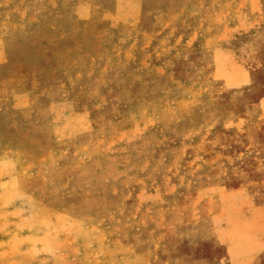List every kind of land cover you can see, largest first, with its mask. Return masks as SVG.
<instances>
[{"label":"rangeland","instance_id":"374dc122","mask_svg":"<svg viewBox=\"0 0 264 264\" xmlns=\"http://www.w3.org/2000/svg\"><path fill=\"white\" fill-rule=\"evenodd\" d=\"M138 2L134 16L121 15L124 0L104 2L99 14L80 22L67 18L63 44L14 50L20 57L32 53L41 65L46 56L54 58L52 91L36 104L56 103L68 94L77 108L87 109L91 129L60 144L30 147L24 132V142L0 145L2 155L15 157L0 160V264L212 259L221 255L219 247L188 241L197 198L206 196L199 188L257 181L261 185H251L256 188L250 195L257 196L256 204L264 202V145L247 149L242 134L216 125L233 121L245 105L264 97V0ZM17 4L0 0V9L12 11ZM218 28L225 29L223 39L215 37ZM9 37L33 40L16 32ZM204 44L227 47L245 67L248 84L222 90L209 75ZM56 56L63 61L56 63ZM198 106L218 108L206 114L213 129L191 131L186 125L177 135L175 124L197 116L189 110ZM159 131L172 148L175 162L166 170L177 172L176 189L139 204L118 203L116 192L146 170L143 157L156 148L152 141ZM57 133L61 138L64 131ZM249 151L252 158L242 161ZM150 163L151 169L161 168ZM257 264H264V255Z\"/></svg>","mask_w":264,"mask_h":264},{"label":"crops","instance_id":"0c3cea01","mask_svg":"<svg viewBox=\"0 0 264 264\" xmlns=\"http://www.w3.org/2000/svg\"><path fill=\"white\" fill-rule=\"evenodd\" d=\"M17 1L19 4L12 11L0 9V145L5 144L6 141L14 145L24 142L21 139L24 132L28 134V140L25 143L28 142L30 147L60 144L63 143L60 141L62 138L68 139L71 135L82 136L91 129V123L86 116L87 109L77 108L68 99V94H65V98L64 94H61L63 98L56 103L45 102L41 105L35 102L39 96L48 97L52 91L54 79L50 74L54 73L52 66L55 62L54 58L46 56L44 65H41L33 58L32 53H25L26 55L20 57L14 50L49 48L53 44H63L68 31L65 25L67 18L80 22L93 12L99 14L103 11L104 2L114 4L118 0ZM124 1L127 2V7L121 15L134 16V11L139 4L138 0ZM114 11L111 9L106 12V15L118 16ZM215 31V37L224 36V28H218ZM15 32L29 35L33 40L11 41L9 34ZM203 50H205L203 55L211 65L209 75L213 81L218 82L222 90L234 92L248 84L245 67L231 55L227 47L209 45L206 48L204 44ZM55 58L56 63L63 61L61 57ZM217 110L218 108L206 106L192 108L189 112L198 115L193 116L190 121L176 123V134L183 133L187 129L193 131L203 127L212 130L214 126L208 124L206 114L211 115ZM238 112L233 121L227 124L221 121L216 125L225 132L242 134L248 141H241V145H246L247 149H250V145H264V97L245 105ZM27 113L28 118H23ZM186 125H189V128L186 129ZM134 127L132 125L130 129L133 130ZM60 129L64 131V134L60 135L61 138L57 136V130ZM132 133L130 134L133 135ZM154 138L152 142L156 148L152 150V153H148V157H143V161H146V170L140 175H132V180L126 188L116 192L118 203L139 204V199L153 198V194L161 196L162 193L167 192L168 187L171 191L176 189L177 172L174 170L169 175L170 172L166 170L167 165L175 162L171 153L172 148L167 145V137L161 131L156 133ZM32 151H30L31 155ZM250 154V151L246 156L240 154V159L249 160L252 158ZM258 157L261 159L260 154ZM11 159L15 157L0 153V160ZM150 162L158 163L161 168L157 171L151 169ZM224 175L230 177L231 172L227 171ZM251 185L260 187L261 182L239 183L232 188L223 184L205 186V189L199 188L200 192L205 191L206 196L201 200L197 198L196 221L193 223L196 227L189 235L188 241L193 246L209 242L219 247L222 253L219 257L212 259L184 256L175 259V262L179 261V264H257L264 255V202L255 203L257 196L253 192L250 195V191L256 187L251 189ZM202 206L207 212L206 216L202 212Z\"/></svg>","mask_w":264,"mask_h":264}]
</instances>
